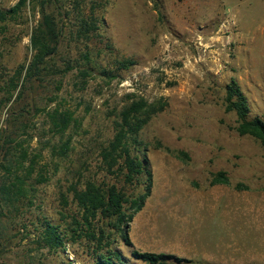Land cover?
<instances>
[{"label":"rangeland","instance_id":"obj_1","mask_svg":"<svg viewBox=\"0 0 264 264\" xmlns=\"http://www.w3.org/2000/svg\"><path fill=\"white\" fill-rule=\"evenodd\" d=\"M19 1L0 0V9ZM57 2H44V13L65 34L44 82L25 81L42 0L0 24V147L12 140L0 150V264H94L80 242L49 247L43 226L63 224L62 196L72 203L80 176L116 182L101 147L132 95L167 108L140 133L153 188L130 224L134 247L120 240L117 249L130 264H142L133 250L183 260L171 264H264V147L240 136L226 112L236 82L251 118L264 120V0ZM92 9L101 32L79 43ZM106 39L118 59L137 64L117 70ZM87 54L108 73L87 70ZM220 172L229 186L212 185Z\"/></svg>","mask_w":264,"mask_h":264},{"label":"trees","instance_id":"obj_2","mask_svg":"<svg viewBox=\"0 0 264 264\" xmlns=\"http://www.w3.org/2000/svg\"><path fill=\"white\" fill-rule=\"evenodd\" d=\"M27 1L20 0L9 10L0 9V24L19 18L23 8L27 6ZM103 1L105 0H101L104 6L109 4ZM44 2L58 3L57 0H42L43 18L32 35L34 56L25 80L31 84L44 82L48 72L53 68L51 60L61 54L65 34L57 17L54 14L44 13ZM91 12L92 15L88 19L83 18L81 21L76 36L79 43L89 42L101 32L94 10L92 9ZM106 42L104 50L108 51L112 59H115L113 65L117 67V70L127 71L137 64L134 60L118 59L111 40L106 39ZM86 50L89 51L88 45ZM86 57L87 70L95 72L94 70L99 68L101 74L108 73L102 64L94 65L88 54ZM112 73L114 72H109L110 75H113ZM166 108V101L160 100L149 104L143 97L133 95L124 103V107L118 114V120L113 123L112 139L101 147L104 170L108 176H113L116 182L99 183L89 178L82 181L80 176V181L72 184L67 192L73 195L72 203L69 202L68 195L62 196L63 224L55 225L46 221L43 226V237L49 247H62L72 240L73 243L85 244L94 264H130L115 245L121 240L126 246L134 247L129 236L130 224L143 210L153 188L152 169L142 151L144 147L139 136L149 121L164 112ZM226 112H234L237 115L235 130L240 136L252 137L264 147V120L258 116L251 118L248 100L241 93L236 82L228 87ZM3 143L4 147H0L1 151L6 145L12 143V140L7 136L3 138ZM230 184V179L224 172L213 176L212 185L229 186ZM142 185H144L143 190L140 189ZM235 188L241 191L247 187L239 184ZM73 205H76V209L72 207ZM132 258L142 264L183 262L171 255L138 250L132 251Z\"/></svg>","mask_w":264,"mask_h":264}]
</instances>
